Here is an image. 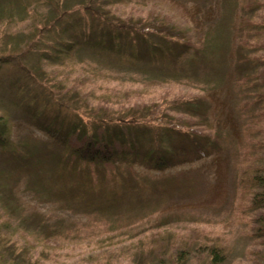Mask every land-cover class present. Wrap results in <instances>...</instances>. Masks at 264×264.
Listing matches in <instances>:
<instances>
[{
  "label": "rangeland",
  "instance_id": "1",
  "mask_svg": "<svg viewBox=\"0 0 264 264\" xmlns=\"http://www.w3.org/2000/svg\"><path fill=\"white\" fill-rule=\"evenodd\" d=\"M67 1L63 10L60 0H0L4 148L21 155L33 150L35 162L15 163L0 149V175L11 176L4 192L0 187V264L1 259L7 264H173L176 248L216 241L224 246L222 264H264V239L255 233L258 213L248 211L247 190L238 187L241 173L264 163V88L261 100L254 97V85L243 82L233 67L236 52L264 36L254 32L255 23L264 20V0H95L103 18L122 23L118 42L130 40L121 37L122 28L129 27L132 39L142 24L163 27L153 35L157 41L160 33L170 38L184 32L187 44L200 41L211 27L225 29L213 56L189 71L176 65L170 73L119 60L117 55L127 53L111 50V37L102 36L105 53L74 43L71 37L90 19L77 4L70 7L76 0ZM252 8L259 10L250 13ZM59 15L63 19L55 20ZM240 15L243 28L253 27L244 42L237 36ZM258 76L264 81V70ZM197 98L208 120L195 124L201 117L192 118L183 103ZM90 115L132 123L128 129L142 131L133 141L135 146L139 141L140 153L169 145L165 138L176 134L172 129L208 134V143L200 140L209 151L164 172L139 164L129 170L168 179L174 191L165 199L133 210L77 206L63 193L74 181L59 170L56 156L62 148L43 124L52 120L62 134L64 125ZM70 142L77 144L74 137ZM181 148L186 150L178 143L177 153ZM196 251L179 264H200L201 249Z\"/></svg>",
  "mask_w": 264,
  "mask_h": 264
},
{
  "label": "trees",
  "instance_id": "2",
  "mask_svg": "<svg viewBox=\"0 0 264 264\" xmlns=\"http://www.w3.org/2000/svg\"><path fill=\"white\" fill-rule=\"evenodd\" d=\"M61 1L63 4L61 9L68 8V5H66L68 1ZM95 3V0H76L75 3L69 4L70 7L77 4L84 12V15H86V20L90 19L84 24L82 30L71 37V40L76 44L81 43V45L93 51L105 53L108 49L102 36L111 37L110 40H107L109 48L111 50L120 49L127 53V55H117V58L136 68L143 67L150 71L170 73L168 69L174 72L172 68L178 65L181 69L187 70L188 68L187 71H189L193 69L194 63L200 59L203 60L207 56H213V53L217 51L216 42L218 37L222 36V33L224 35L227 33H225L223 28L220 30L211 27L203 34L200 41L187 44V40H185L187 36L184 32L181 36H177L176 33L172 32L170 38L168 37L169 33L164 32L159 34V40L157 41V39L153 38V35L158 33L163 27L142 24L140 30L134 32L135 36L132 39L129 27L122 28L121 30L124 29V33L121 34V37L125 36V39L130 40L118 42L115 38L121 33L120 25L122 23L120 21L112 22L103 18V13L94 7ZM258 10L259 8H252L250 13H255ZM242 17L243 15L239 17L237 36L244 42V38L248 36L253 27L247 23L246 26H251V28H243L242 23L245 21H241ZM60 19H63V15H59L55 20L60 21ZM116 20H119V18ZM111 22L112 24H110ZM145 28L147 30H144ZM76 30H79L78 27ZM254 32L264 35V20L255 23ZM175 37L178 38L173 39ZM246 43L248 49L243 53L236 52L237 59L233 67L240 74V79L243 82L254 85L252 91L256 96L254 94L253 96L261 100L263 97L261 90L264 88V81L258 75L260 70H264V36L255 43ZM126 46L128 47L126 48ZM63 49L62 51H64ZM187 71L186 73L181 71L183 76L188 74ZM201 103H203V100L199 98L186 100L183 103L187 109L186 112L192 118L194 116L201 117L194 122L195 124L208 120L205 108ZM70 125L72 126L71 129ZM70 125H64L63 127L59 125V127H62V134H59V130L54 128L57 125L53 124L52 120L48 119L43 124V131L55 137L62 148L61 151H57L56 156V161L61 162L59 170L70 173L74 181L72 185H69V189L63 193L70 194L71 198L74 199L73 204L77 206H94L99 211H114L122 205L127 206L128 208L126 209L133 210L142 205L145 206L149 201L172 196L174 184L168 179L160 181L162 178H156L149 174L148 176L135 175L134 172L129 173V170H133V167L138 164L146 170L153 171V173L155 171L164 172L170 170L174 165L185 163L181 161L190 160L188 162H191L206 155L209 151L207 143L211 140L208 134L199 135V133L172 129L176 134L165 138V142H169V145H162L161 147L158 144L156 146L157 149L148 147L146 151L140 153L141 145L139 141L137 146H135L133 141L139 138L142 131L140 130V133L137 134V130L128 129L127 127L132 125L130 122L119 120L118 118H115V120H101V118H94L90 115L88 120L78 118L76 122ZM101 127L104 128V131L99 134L98 130ZM4 137L5 135L0 128V149L8 153L7 157H11L15 163H22L24 158H26V164H29V166L35 163L33 161L34 158L32 159L33 150L26 151L22 155L14 153L15 151H8L4 148L8 145ZM71 137L75 138L77 144L70 142ZM200 138L207 143L200 140ZM159 140L164 141L162 137H159ZM212 142H215L213 138ZM178 143L184 144L189 152L181 148L180 153H177L179 152L177 150ZM64 156H72L74 162L73 160L62 161ZM106 168H109V170L106 171ZM1 171L5 170L1 169ZM8 177L10 178L11 176L7 172L5 179L0 175L2 192L6 190ZM179 185L184 186V184ZM238 187L247 190L249 197L248 211L258 213L254 219L258 223L255 233L264 239V163L253 166L249 173H241L238 176ZM161 220L157 219V222L160 223ZM184 248H176L178 255H173L175 260L172 256L173 264L182 263L188 257V253H193L197 249H201L203 256L200 264H222L225 259L224 246L217 241L209 245L199 244L195 249L193 245L188 243V249L184 250ZM1 264L7 263L4 259H1Z\"/></svg>",
  "mask_w": 264,
  "mask_h": 264
}]
</instances>
